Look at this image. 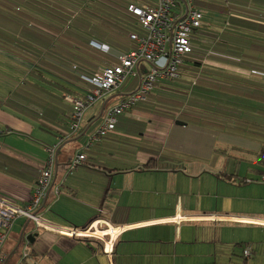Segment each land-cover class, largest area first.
Listing matches in <instances>:
<instances>
[{
    "label": "crops",
    "instance_id": "obj_1",
    "mask_svg": "<svg viewBox=\"0 0 264 264\" xmlns=\"http://www.w3.org/2000/svg\"><path fill=\"white\" fill-rule=\"evenodd\" d=\"M40 1L55 15L39 17L47 36L27 33L26 55L34 62L0 48V196L25 207L49 149L55 148L51 185L38 210L49 228L17 217L0 264H200L195 259L200 255L208 258L204 264H264V164L258 159L264 148V99L240 95L244 86L264 89V62L254 64L240 54L264 37L252 26L264 24V7L258 2L227 12L205 7L203 28L191 35L194 50L181 69L180 83L189 88L183 103L159 95L158 86L153 101L122 113L114 130L86 147L104 109L134 91L138 77L90 106L77 133L58 132L67 129L71 109L62 96L82 98L85 84L59 67H45L49 48L43 45L38 58V42L49 44L54 29L66 26L53 39L62 47L58 54L75 46L86 56V68L98 69L109 60L88 49L86 41L108 35L92 10L74 13L83 0ZM123 2L153 5L155 0ZM128 44V50L135 45ZM139 70L143 74L147 68L140 63ZM78 153L85 160L71 166ZM59 228H89V233L68 236ZM197 242L208 246L202 252L187 248Z\"/></svg>",
    "mask_w": 264,
    "mask_h": 264
},
{
    "label": "built area",
    "instance_id": "obj_2",
    "mask_svg": "<svg viewBox=\"0 0 264 264\" xmlns=\"http://www.w3.org/2000/svg\"><path fill=\"white\" fill-rule=\"evenodd\" d=\"M196 0H155L153 5L128 6V11L137 17L142 34L130 33L129 38L134 47L118 55V62L101 68L91 77L92 87L83 98L75 99L67 96L66 100L73 106L71 114V134L77 133L82 126L85 111L108 94L117 92L130 77H138L137 88L126 96L118 97L104 109L101 121L89 135L86 147L94 141L105 137L114 130L118 117L137 104L146 101L156 81L162 78L177 76L178 66L182 58L191 52V35L200 27L204 14L196 4ZM106 52L108 47L102 45ZM146 62L150 69L145 73L139 70V64ZM55 148H50V157L42 166L35 182L33 193L25 207H18L9 199L0 196V252L6 242L13 222L17 217L27 218L36 227L49 228V223L38 213L42 198L51 185L52 157ZM85 160L83 153L76 154L70 161L71 166ZM264 182V176H262ZM264 223V221H260ZM59 231L68 236L81 237L89 228ZM244 255L249 251L244 249Z\"/></svg>",
    "mask_w": 264,
    "mask_h": 264
},
{
    "label": "trees",
    "instance_id": "obj_3",
    "mask_svg": "<svg viewBox=\"0 0 264 264\" xmlns=\"http://www.w3.org/2000/svg\"><path fill=\"white\" fill-rule=\"evenodd\" d=\"M253 2H258L257 4H259V6L264 7V0H196L195 4L200 10H202L205 16V7H215L222 9L225 12L234 9L237 11L236 7H239L240 3L245 9L246 7H249ZM122 8L125 9V12L120 11V9ZM88 9L92 10V15L94 16L95 21H97L96 23L99 24L101 29H103V34L108 35V39L101 40L88 37L86 41V47L107 57V61L109 60L107 62L108 65L117 63L118 55L128 51V48L130 46L128 44L130 40L129 34L132 32L137 33L138 29H140L137 17L128 11V3L123 2V0H83V3L77 6V8L74 10V13H76L77 16L81 13L83 15H86ZM45 13L55 15L54 10L50 9L48 6H45L40 0H0V48L27 62H34L33 59L26 55V51H28L30 45L27 41V33H44L46 34V36L48 35V31L45 29L46 25H44L39 18ZM204 19L205 17H203L202 24L200 25V27L195 29V32H199L203 28ZM252 26L253 28H258L257 31L261 34V36H264V24L262 22L257 23L255 21L253 22ZM64 28H61L60 30L54 29V35H52L51 42L49 44L46 41L38 42L41 45L37 48V54L40 55L38 56V58L42 56L43 45L44 48H49L46 52L47 62L44 64V66H47L50 69H57L59 67L60 69H63L66 75H68V77L66 76L67 78H71L72 76L78 78V80L85 84L84 91L86 93L88 89L92 87V75L99 71L101 68H90L88 66L89 69H87L84 65L86 56H81L80 54L75 52L73 50L75 46L70 49L64 48L63 51L58 54L59 49H62V47H60L53 39L59 38L60 35L64 34L62 29L68 30L66 26H64ZM192 41L193 40H191V52L183 56L182 62L177 69V76L172 78H162V80L158 79V83L156 81L153 89L147 95L146 101H153L152 99H155V90L156 88H158V86L163 89V93H160L159 95L165 93L167 94V97H170L171 95L175 99H177L180 104H182L183 101L187 98L189 88L187 87V85L182 87L183 84L180 83V75L184 62L187 61L188 56L191 55L194 50V43ZM102 44L108 45V51L104 52L101 49ZM251 49L252 51H257L260 55H255L253 53L251 55ZM51 53H53L55 56L51 57ZM262 53H264V37L250 41L249 44H247L245 50L240 54L242 56L244 55V59L248 60L249 62L253 61L254 64H261L262 62H264V56H261ZM42 60L43 57L40 61ZM40 64L43 63L40 62L39 65ZM256 67L261 68V66ZM249 80L250 79L244 78L245 82ZM183 83H186V81ZM171 85H174L179 89L173 90L171 89ZM252 89L253 90H249L244 86V88L242 89V94H240L241 97L257 99V101H260L262 98L264 99V89ZM67 96L70 95L65 94L64 96H62L65 101H67ZM73 98L80 99L76 97ZM68 103L71 105V109L68 114V127L64 130L59 128H57L59 130H56L58 132L60 131V133L63 132V134L66 133L70 135L71 114L73 106L70 102ZM258 159L259 162L264 164V148L260 151Z\"/></svg>",
    "mask_w": 264,
    "mask_h": 264
},
{
    "label": "rangeland",
    "instance_id": "obj_4",
    "mask_svg": "<svg viewBox=\"0 0 264 264\" xmlns=\"http://www.w3.org/2000/svg\"><path fill=\"white\" fill-rule=\"evenodd\" d=\"M141 67H145V68H147V69H150V64H147V63H144V62H141ZM230 150H232V149H230ZM205 242V241H204ZM241 245V244H240ZM192 246H195V247H197L198 248V250L199 251H203V246H208V244L207 243H202V242H197V244L196 243H192L190 246H188L187 245V248L189 247V249L190 248H192ZM243 246V245H242ZM245 246H243V248H244ZM234 248H235V254L236 255H239L240 254V251H241V248H240V246L239 245H237V244H234ZM243 250V249H242ZM206 254V253H205ZM195 259H198L199 261H200V264H204L206 261H207V257H205V256H203V255H200V256H195Z\"/></svg>",
    "mask_w": 264,
    "mask_h": 264
},
{
    "label": "bare ground",
    "instance_id": "obj_5",
    "mask_svg": "<svg viewBox=\"0 0 264 264\" xmlns=\"http://www.w3.org/2000/svg\"><path fill=\"white\" fill-rule=\"evenodd\" d=\"M88 233H89V232H88ZM95 234H96V235H99V236L103 235L102 232H97V231L95 232ZM108 244H109V243H108Z\"/></svg>",
    "mask_w": 264,
    "mask_h": 264
},
{
    "label": "water",
    "instance_id": "obj_6",
    "mask_svg": "<svg viewBox=\"0 0 264 264\" xmlns=\"http://www.w3.org/2000/svg\"><path fill=\"white\" fill-rule=\"evenodd\" d=\"M28 221H29V220H28ZM28 237H31V239H32V238L34 237V235H33V236L31 235V236H28Z\"/></svg>",
    "mask_w": 264,
    "mask_h": 264
}]
</instances>
